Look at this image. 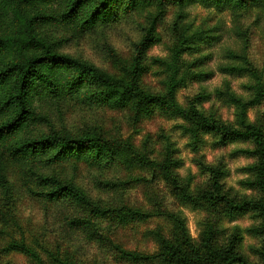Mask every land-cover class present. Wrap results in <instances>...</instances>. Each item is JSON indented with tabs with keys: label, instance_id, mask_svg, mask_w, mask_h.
I'll return each mask as SVG.
<instances>
[{
	"label": "rangeland",
	"instance_id": "rangeland-1",
	"mask_svg": "<svg viewBox=\"0 0 264 264\" xmlns=\"http://www.w3.org/2000/svg\"><path fill=\"white\" fill-rule=\"evenodd\" d=\"M75 1L0 0V41H11L0 45V73L42 54L40 48L21 46L32 36L51 52L109 78L131 79L136 71L145 92L163 97L169 73L162 62H170L173 50L182 46L186 83L177 102L183 108L195 102L204 115L234 128L240 126V109L232 98L248 103L257 95L255 87L264 90V0H247L239 8L202 0L183 5L114 0L93 22L90 15L99 0H83L73 11ZM43 70L55 89L34 81L27 96L30 116L0 138V264H40L10 250L12 243H24L42 264H144L123 259L115 247L157 254L154 234L172 236L173 224L164 213L181 214L194 242L214 226L220 246L233 245L251 264L264 263L258 212L229 219L210 205H182L162 172L139 157L162 162L171 150L172 172L192 194L210 190L208 171L217 170L224 173L220 184L228 198L252 202L260 192L257 160L244 154L255 150L251 140L209 133L193 146L181 129L184 121L163 105L138 116L132 104L119 108L103 102L104 88L74 67L56 64ZM78 78L84 82L74 87ZM17 81L12 74L0 82V127L17 115ZM246 121L264 135V99L247 109ZM52 137L90 138L96 144L63 155L57 146L16 152ZM63 186L81 198L73 193L46 196Z\"/></svg>",
	"mask_w": 264,
	"mask_h": 264
},
{
	"label": "trees",
	"instance_id": "trees-1",
	"mask_svg": "<svg viewBox=\"0 0 264 264\" xmlns=\"http://www.w3.org/2000/svg\"><path fill=\"white\" fill-rule=\"evenodd\" d=\"M150 1L151 0H129L132 5L139 3L146 4ZM165 1L167 0H159V2ZM176 1L183 5L185 4L184 2L188 0ZM246 1L247 0H202L206 5L224 3L237 8ZM82 2L83 0H76L72 10L75 11ZM113 2L114 0H99L98 5L90 15L89 21L93 22V20L100 16L105 8L109 9L108 6ZM12 42L18 44L19 41L14 40ZM7 43H11V41H0V45ZM20 43L21 46L24 47L33 46L34 48H40L42 54L36 58L29 59L26 64L8 68L0 73V82L9 78L12 74L18 75L17 91L13 99L17 107V115L9 123L0 127V138L19 128L25 119L30 116L31 112L27 106V96L34 81L38 80L46 84L49 89H55V82L44 72L43 67H52L56 64H65L74 67L81 75L88 77L90 83H99L104 88V92L101 95H103L102 101L106 104L119 108H124L132 104L133 111L138 116L150 114L154 105H163L172 117L184 121L185 125H183L181 129L190 138L193 146H196L200 142L203 135L209 133L217 134L226 140H251L255 145V150L253 152H244V154L257 160V164L254 167V171L257 175L255 186L260 192V199L252 202H236L228 198L223 193V187L220 184V180L224 176V173L217 170L208 171L212 178L210 190L192 194L189 185L180 182L172 172L175 163L170 157L172 154L171 150H169V156L162 162L150 161L145 156L139 157L142 158L145 165L157 168L162 172L165 181L182 205L192 206L194 208L210 205L214 207V209L220 210V213L229 219L249 211H256L262 219V225L259 231L264 234V135L259 129L246 121L247 109L250 106L260 104L264 99V90L261 86L255 87L254 90H257V95L248 103H243L240 100L232 98L240 109V126L239 128H234L207 117L197 109L195 102L190 103L187 108L181 107L177 102V93L186 83V77L181 75L180 68V57L184 51L182 46L173 50V57L170 62H162V65L165 66L166 71L169 73L167 92L163 97H155L141 88L136 71L132 73L131 79L129 77L123 80H116L99 74L91 67L75 59L51 52L47 46L32 36ZM137 65L138 64H136V67ZM230 70L232 72H236V70L238 72L243 71L241 69ZM83 82V79L78 78L73 82V86L77 87ZM95 144L96 142L90 138L64 139L52 137L22 145L17 148L16 152L26 155L40 150H47L50 146H57L59 154L63 155L65 151H73L74 153L82 148L93 147ZM130 151L132 154L138 156L136 152L134 153V151H132L131 147ZM130 151L128 148V153L132 155ZM66 193H73L78 199L81 198L79 193L65 186L46 196L55 198ZM163 215L173 224L172 236L171 238H166L159 232L154 234V238L158 245L157 254L152 256L140 255L126 252L119 247H115L116 252L123 259L144 264H251L236 251L233 245L220 246L217 243V232L214 226H208V231L202 235L200 241L194 242L190 237L187 221L181 214L164 213ZM9 249L26 253L36 258L38 263L42 264V260L33 254L24 243H12L9 245Z\"/></svg>",
	"mask_w": 264,
	"mask_h": 264
}]
</instances>
